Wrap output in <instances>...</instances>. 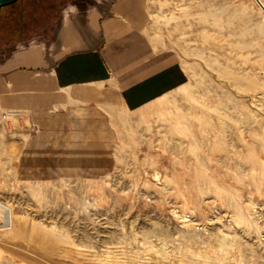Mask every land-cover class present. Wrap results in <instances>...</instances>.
I'll return each instance as SVG.
<instances>
[{
	"label": "rangeland",
	"instance_id": "obj_1",
	"mask_svg": "<svg viewBox=\"0 0 264 264\" xmlns=\"http://www.w3.org/2000/svg\"><path fill=\"white\" fill-rule=\"evenodd\" d=\"M70 1L17 0L0 44L47 43ZM141 1V31L185 81L106 116L72 164L27 154L20 113L1 111L0 203L17 223L0 264H264V15L254 0Z\"/></svg>",
	"mask_w": 264,
	"mask_h": 264
},
{
	"label": "crops",
	"instance_id": "obj_2",
	"mask_svg": "<svg viewBox=\"0 0 264 264\" xmlns=\"http://www.w3.org/2000/svg\"><path fill=\"white\" fill-rule=\"evenodd\" d=\"M143 21L141 0L67 5L47 43L0 44V112L20 113L27 154L49 148L69 152L71 164L82 160L93 144L77 152L78 138L105 135L110 114L140 111L181 86L186 74L155 52ZM11 29L17 38V20ZM52 138L68 140L53 148Z\"/></svg>",
	"mask_w": 264,
	"mask_h": 264
},
{
	"label": "bare ground",
	"instance_id": "obj_3",
	"mask_svg": "<svg viewBox=\"0 0 264 264\" xmlns=\"http://www.w3.org/2000/svg\"><path fill=\"white\" fill-rule=\"evenodd\" d=\"M0 210L2 211V215H3L2 220L0 221V224H1L0 225V231H10V232L13 231L14 232L15 229L13 230V228H15V226H16L17 219H16L15 215L13 214L12 209L10 207H7V206L2 205L0 203Z\"/></svg>",
	"mask_w": 264,
	"mask_h": 264
},
{
	"label": "water",
	"instance_id": "obj_4",
	"mask_svg": "<svg viewBox=\"0 0 264 264\" xmlns=\"http://www.w3.org/2000/svg\"><path fill=\"white\" fill-rule=\"evenodd\" d=\"M16 0H0V9L3 6L9 5L11 3H14ZM254 2L256 3V5L259 7V9L262 11V13L264 14V5L261 3L260 0H254Z\"/></svg>",
	"mask_w": 264,
	"mask_h": 264
},
{
	"label": "flooded vegetation",
	"instance_id": "obj_5",
	"mask_svg": "<svg viewBox=\"0 0 264 264\" xmlns=\"http://www.w3.org/2000/svg\"><path fill=\"white\" fill-rule=\"evenodd\" d=\"M17 1V0H16ZM15 1V2H16ZM86 1H88V0H86ZM70 2H74V5L76 6V5H82V4H84V2H85V0L83 1H81V0H71ZM96 2V1H95ZM70 4V3H69ZM68 4V5H69ZM7 6V5H6ZM4 7V6H3Z\"/></svg>",
	"mask_w": 264,
	"mask_h": 264
},
{
	"label": "built area",
	"instance_id": "obj_6",
	"mask_svg": "<svg viewBox=\"0 0 264 264\" xmlns=\"http://www.w3.org/2000/svg\"><path fill=\"white\" fill-rule=\"evenodd\" d=\"M16 113L15 112H8L7 114H3V116H2V118H7V117H9V116H14Z\"/></svg>",
	"mask_w": 264,
	"mask_h": 264
},
{
	"label": "trees",
	"instance_id": "obj_7",
	"mask_svg": "<svg viewBox=\"0 0 264 264\" xmlns=\"http://www.w3.org/2000/svg\"><path fill=\"white\" fill-rule=\"evenodd\" d=\"M4 14V13H3Z\"/></svg>",
	"mask_w": 264,
	"mask_h": 264
}]
</instances>
